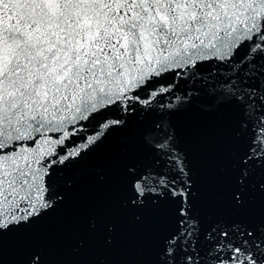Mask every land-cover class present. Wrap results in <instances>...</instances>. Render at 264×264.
I'll return each instance as SVG.
<instances>
[{
    "label": "snow or ice",
    "instance_id": "snow-or-ice-1",
    "mask_svg": "<svg viewBox=\"0 0 264 264\" xmlns=\"http://www.w3.org/2000/svg\"><path fill=\"white\" fill-rule=\"evenodd\" d=\"M190 81H203L216 107L240 111L237 140L252 133L222 173L221 214L207 227L192 215L198 191L171 123ZM138 105L161 116L142 140L172 175L118 166L131 178L119 207L140 224L146 200L178 204L147 264H264V207L252 209L257 196L264 206V0H0V264L8 244L23 264H49L42 223L64 203L62 174L126 124L106 120L112 111ZM118 239L117 224L96 213L67 242L79 253Z\"/></svg>",
    "mask_w": 264,
    "mask_h": 264
},
{
    "label": "water",
    "instance_id": "water-1",
    "mask_svg": "<svg viewBox=\"0 0 264 264\" xmlns=\"http://www.w3.org/2000/svg\"><path fill=\"white\" fill-rule=\"evenodd\" d=\"M248 83L258 84L254 80ZM179 87L192 96L185 109L171 117V123L177 133V148L186 153L192 170L194 191H198L192 215L207 227L211 219L221 214L215 193L222 173L233 163L235 155L246 149L252 133L251 129L246 130L237 140L233 132L241 119L240 111L234 106L216 107L213 98L204 90L203 81L181 82ZM168 102L164 100V103ZM142 107L138 105L135 111H112L106 120L119 118L126 124L112 131L104 144L82 164L62 174L64 203L42 223V232L50 241L46 248L49 264H147L156 259L161 239L174 230L175 209L178 207L175 202L162 201L159 207H154L151 199L146 200L147 210L142 213L144 219L140 224L132 220L134 210L119 207L120 201L131 195V178L118 176V166L134 164L139 173L152 169L172 175L168 167L160 164L154 150L142 140L161 116L158 112L139 111ZM257 172L260 174L261 170L257 169ZM101 173L108 177L104 183L96 179ZM262 207L257 196L252 209L258 213ZM96 213L108 216L117 224V243L110 249L93 246L74 253L67 242L68 236L83 215ZM24 260L25 254L14 250L10 244L6 245L5 264H23Z\"/></svg>",
    "mask_w": 264,
    "mask_h": 264
}]
</instances>
